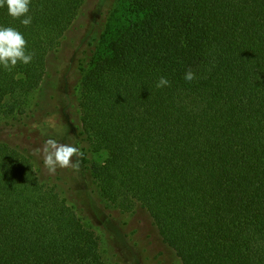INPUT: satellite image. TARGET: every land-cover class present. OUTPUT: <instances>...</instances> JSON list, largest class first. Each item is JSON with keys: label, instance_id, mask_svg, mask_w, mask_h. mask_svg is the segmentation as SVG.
Returning <instances> with one entry per match:
<instances>
[{"label": "trees", "instance_id": "16d2710c", "mask_svg": "<svg viewBox=\"0 0 264 264\" xmlns=\"http://www.w3.org/2000/svg\"><path fill=\"white\" fill-rule=\"evenodd\" d=\"M84 1L31 0L28 26L0 7V26L34 53L0 65V117L40 86ZM116 20L86 39L85 177L122 212L147 214L153 225L135 230L180 264H264V0H126ZM0 264H105L96 232L3 140Z\"/></svg>", "mask_w": 264, "mask_h": 264}, {"label": "rangeland", "instance_id": "374dc122", "mask_svg": "<svg viewBox=\"0 0 264 264\" xmlns=\"http://www.w3.org/2000/svg\"><path fill=\"white\" fill-rule=\"evenodd\" d=\"M125 4L126 0L84 1L58 48L47 57L48 68L40 86L26 94L16 112L0 117V140L29 155L41 178L54 185L85 225L96 232L105 264H180L175 253L160 244L154 233L145 238L143 233L153 225L147 214L125 213L106 201L96 183L87 180L82 166L57 167L50 174L42 155L33 154L52 138L58 143L76 145L82 155L92 158L81 132L78 107L87 56L97 41L87 44L86 39L94 30L105 31L109 19L110 25H118L116 13H123ZM41 107L47 108L46 115L40 116ZM138 224L143 233L135 230Z\"/></svg>", "mask_w": 264, "mask_h": 264}, {"label": "clouds", "instance_id": "9594fccd", "mask_svg": "<svg viewBox=\"0 0 264 264\" xmlns=\"http://www.w3.org/2000/svg\"><path fill=\"white\" fill-rule=\"evenodd\" d=\"M31 0H0V7L7 5L8 14L14 19H20L24 26L31 24L32 18L28 16ZM27 41L24 35L12 26H0V65L11 71L18 62L28 64L32 61L34 53L27 52ZM184 79L192 81L195 74L191 69L185 73ZM166 77H160L156 87L169 86ZM34 155H42L43 163L50 174H54L57 167L78 169L82 153L78 146L58 143L55 139L45 140L43 149H36Z\"/></svg>", "mask_w": 264, "mask_h": 264}]
</instances>
